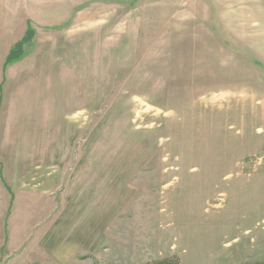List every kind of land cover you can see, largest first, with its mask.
Listing matches in <instances>:
<instances>
[{"label":"rangeland","instance_id":"rangeland-1","mask_svg":"<svg viewBox=\"0 0 264 264\" xmlns=\"http://www.w3.org/2000/svg\"><path fill=\"white\" fill-rule=\"evenodd\" d=\"M24 37L74 109L0 147V264L264 262V0H0L2 84Z\"/></svg>","mask_w":264,"mask_h":264},{"label":"crops","instance_id":"crops-1","mask_svg":"<svg viewBox=\"0 0 264 264\" xmlns=\"http://www.w3.org/2000/svg\"><path fill=\"white\" fill-rule=\"evenodd\" d=\"M6 52L7 49H3L0 43V147L12 142L15 144L17 138L21 141L19 145L23 147L31 137L55 133L58 122L65 123L64 117L74 107L68 102V105L63 104L58 108L56 76L51 73L49 64L43 60L38 59L40 74L35 72V57L30 69L16 75L21 65L27 68V59L31 52L10 65L6 81L2 84V64Z\"/></svg>","mask_w":264,"mask_h":264},{"label":"trees","instance_id":"trees-1","mask_svg":"<svg viewBox=\"0 0 264 264\" xmlns=\"http://www.w3.org/2000/svg\"><path fill=\"white\" fill-rule=\"evenodd\" d=\"M28 41L27 37H24L22 40L18 41L17 43H15V45L12 47L8 57H7V63L16 61L19 59V57L21 56L23 47L25 45V43ZM166 261H161L160 264H164ZM176 264H179V260L176 259ZM256 264H264V262H258Z\"/></svg>","mask_w":264,"mask_h":264}]
</instances>
